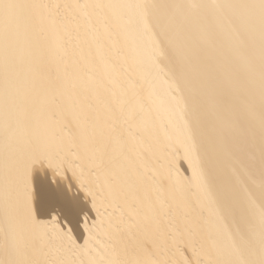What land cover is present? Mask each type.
Here are the masks:
<instances>
[{"label":"bare ground","instance_id":"1","mask_svg":"<svg viewBox=\"0 0 264 264\" xmlns=\"http://www.w3.org/2000/svg\"><path fill=\"white\" fill-rule=\"evenodd\" d=\"M0 264H264V0H0Z\"/></svg>","mask_w":264,"mask_h":264},{"label":"rangeland","instance_id":"2","mask_svg":"<svg viewBox=\"0 0 264 264\" xmlns=\"http://www.w3.org/2000/svg\"><path fill=\"white\" fill-rule=\"evenodd\" d=\"M59 8L62 9L61 6H60ZM43 165H44V164H43ZM37 167H39V165H37ZM44 169H45V170H40V171H38V172H40L42 175H43V174H44V175L47 174L46 177H48L47 179H49L48 181H49L51 184H55L56 181L58 180V178L63 179L64 181H66V180H68V178H69L70 176H71V177H74V176H72V174L69 173V171L67 172V174H66L65 177H64L63 175H60V176L58 175V176H57V175H56L57 173H55L56 170H55L54 168L51 169V168L49 167V170H50V172H51V175L47 173L48 168H47V169L44 168ZM42 172H43V173H42ZM45 173H46V174H45ZM64 183H65V182H64ZM66 184H67V183H66ZM66 184H65V186H66ZM71 185H72V186L74 185V186L72 187ZM71 185L68 184L67 186H69V187L66 186V188H69L70 190H71V189H72V190H71V191H70L69 189H67V190L70 191L73 195H78L80 189H79V187L77 186V183L75 182V180H74V184H73V182H72ZM70 186H71L72 188H71ZM76 188H77V189H76ZM73 189H74V192H72ZM80 192H81V191H80ZM83 195H84V197H82L81 200H82L83 202H86V199H85V193H84Z\"/></svg>","mask_w":264,"mask_h":264},{"label":"snow or ice","instance_id":"3","mask_svg":"<svg viewBox=\"0 0 264 264\" xmlns=\"http://www.w3.org/2000/svg\"><path fill=\"white\" fill-rule=\"evenodd\" d=\"M52 195L55 196V193L53 192Z\"/></svg>","mask_w":264,"mask_h":264}]
</instances>
